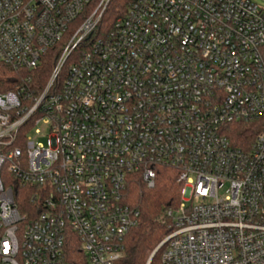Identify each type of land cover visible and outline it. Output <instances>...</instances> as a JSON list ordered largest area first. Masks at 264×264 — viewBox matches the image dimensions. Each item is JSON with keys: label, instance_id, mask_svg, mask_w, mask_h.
I'll return each instance as SVG.
<instances>
[{"label": "built area", "instance_id": "built-area-1", "mask_svg": "<svg viewBox=\"0 0 264 264\" xmlns=\"http://www.w3.org/2000/svg\"><path fill=\"white\" fill-rule=\"evenodd\" d=\"M113 2L0 0V67L22 76L0 87V264H74L72 244L123 260L131 181L161 168L181 185L162 264H264V8ZM240 124L256 135L236 145ZM15 181L35 190L26 215Z\"/></svg>", "mask_w": 264, "mask_h": 264}, {"label": "trees", "instance_id": "trees-1", "mask_svg": "<svg viewBox=\"0 0 264 264\" xmlns=\"http://www.w3.org/2000/svg\"><path fill=\"white\" fill-rule=\"evenodd\" d=\"M130 0H114L109 13L111 16L123 14L127 10ZM49 68L41 71L39 82L47 80ZM21 75L0 67V87L5 90H15ZM7 84L8 86H4ZM32 125H25L20 131V149L25 152L23 140L31 131ZM256 131L248 125L240 124L234 126L230 131V137L236 145L251 141L255 138ZM25 142V141H24ZM15 198L21 213L26 215L33 205L32 187L22 185L15 181ZM126 203L137 210L140 214L138 224L132 229L125 241L126 256L116 264H162V255L165 248L156 249L170 234V219L166 211L176 209L181 203V185L177 182V172L174 169L161 168L157 174V181L154 188L150 189L141 180L131 181L126 196ZM72 237L75 238V236ZM69 255L74 264H87L85 256L80 252L79 246L70 245Z\"/></svg>", "mask_w": 264, "mask_h": 264}, {"label": "rangeland", "instance_id": "rangeland-1", "mask_svg": "<svg viewBox=\"0 0 264 264\" xmlns=\"http://www.w3.org/2000/svg\"><path fill=\"white\" fill-rule=\"evenodd\" d=\"M251 1L258 4L259 7L264 8V0H251ZM45 124H46L45 122L40 124L39 129H41L42 132L45 130ZM44 135L45 134H43V136L37 137V139L39 140L40 143H42L43 145H46L47 139L44 138L45 137Z\"/></svg>", "mask_w": 264, "mask_h": 264}, {"label": "water", "instance_id": "water-1", "mask_svg": "<svg viewBox=\"0 0 264 264\" xmlns=\"http://www.w3.org/2000/svg\"><path fill=\"white\" fill-rule=\"evenodd\" d=\"M163 245H162V243H161V245L156 249V251H155V253L153 254V256L156 254V252L162 247Z\"/></svg>", "mask_w": 264, "mask_h": 264}]
</instances>
